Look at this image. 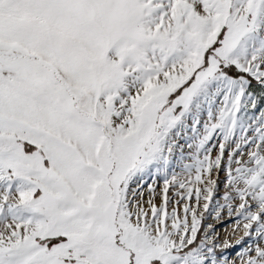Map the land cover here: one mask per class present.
I'll list each match as a JSON object with an SVG mask.
<instances>
[{
    "label": "snow or ice",
    "instance_id": "6c2138e0",
    "mask_svg": "<svg viewBox=\"0 0 264 264\" xmlns=\"http://www.w3.org/2000/svg\"><path fill=\"white\" fill-rule=\"evenodd\" d=\"M0 264H264V0H0Z\"/></svg>",
    "mask_w": 264,
    "mask_h": 264
}]
</instances>
